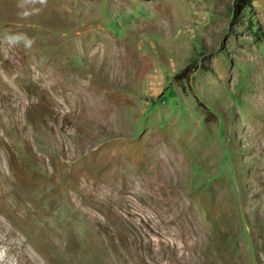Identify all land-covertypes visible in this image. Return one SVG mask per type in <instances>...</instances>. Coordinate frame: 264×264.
Instances as JSON below:
<instances>
[{"label": "rangeland", "instance_id": "rangeland-1", "mask_svg": "<svg viewBox=\"0 0 264 264\" xmlns=\"http://www.w3.org/2000/svg\"><path fill=\"white\" fill-rule=\"evenodd\" d=\"M236 2L0 0V264H264V0Z\"/></svg>", "mask_w": 264, "mask_h": 264}, {"label": "clouds", "instance_id": "clouds-1", "mask_svg": "<svg viewBox=\"0 0 264 264\" xmlns=\"http://www.w3.org/2000/svg\"><path fill=\"white\" fill-rule=\"evenodd\" d=\"M41 2H43V0H41ZM23 5H21L22 7ZM21 16H27L29 15V12L24 11L22 13H20ZM6 39L8 40L9 44H13L16 43L18 41H23L25 47H30L32 44V40L30 38H28L26 35H9L6 37Z\"/></svg>", "mask_w": 264, "mask_h": 264}, {"label": "trees", "instance_id": "trees-1", "mask_svg": "<svg viewBox=\"0 0 264 264\" xmlns=\"http://www.w3.org/2000/svg\"><path fill=\"white\" fill-rule=\"evenodd\" d=\"M251 0H237L235 6V15H240L245 8L250 6Z\"/></svg>", "mask_w": 264, "mask_h": 264}]
</instances>
